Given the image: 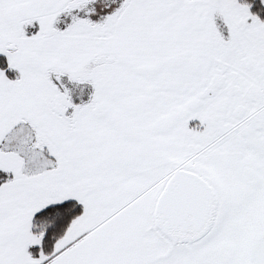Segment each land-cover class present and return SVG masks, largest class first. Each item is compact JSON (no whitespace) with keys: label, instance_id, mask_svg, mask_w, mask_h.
I'll use <instances>...</instances> for the list:
<instances>
[{"label":"snow or ice","instance_id":"6c2138e0","mask_svg":"<svg viewBox=\"0 0 264 264\" xmlns=\"http://www.w3.org/2000/svg\"><path fill=\"white\" fill-rule=\"evenodd\" d=\"M0 264H264V0H0Z\"/></svg>","mask_w":264,"mask_h":264}]
</instances>
